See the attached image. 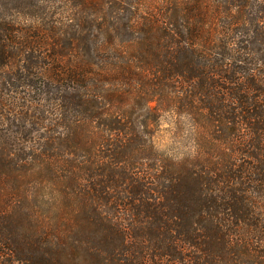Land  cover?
<instances>
[{"label":"trees","instance_id":"trees-1","mask_svg":"<svg viewBox=\"0 0 264 264\" xmlns=\"http://www.w3.org/2000/svg\"><path fill=\"white\" fill-rule=\"evenodd\" d=\"M8 1L0 264H264V0Z\"/></svg>","mask_w":264,"mask_h":264},{"label":"rangeland","instance_id":"rangeland-1","mask_svg":"<svg viewBox=\"0 0 264 264\" xmlns=\"http://www.w3.org/2000/svg\"><path fill=\"white\" fill-rule=\"evenodd\" d=\"M8 4L12 8H20V5L13 0L8 1ZM60 7L62 6H59L58 8ZM174 121L175 119L173 117L166 115L155 140L159 148L168 150L170 149V153H180L183 155V153L190 146V143L187 140L179 137V134L177 133V130L174 126Z\"/></svg>","mask_w":264,"mask_h":264}]
</instances>
